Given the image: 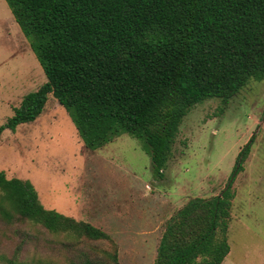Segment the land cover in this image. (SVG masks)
I'll list each match as a JSON object with an SVG mask.
<instances>
[{"label":"trees","instance_id":"16d2710c","mask_svg":"<svg viewBox=\"0 0 264 264\" xmlns=\"http://www.w3.org/2000/svg\"><path fill=\"white\" fill-rule=\"evenodd\" d=\"M4 1L46 81L22 98L0 135L34 122L52 95L85 149L126 134L142 143L162 180L193 107L211 99L226 106L250 81H264V0ZM253 139L219 195L191 198L166 221L152 264L223 263L232 186ZM0 220L17 226L18 238L0 264H58L50 255L55 237L63 239V264H120L105 231L45 209L29 181L2 171Z\"/></svg>","mask_w":264,"mask_h":264},{"label":"rangeland","instance_id":"374dc122","mask_svg":"<svg viewBox=\"0 0 264 264\" xmlns=\"http://www.w3.org/2000/svg\"><path fill=\"white\" fill-rule=\"evenodd\" d=\"M45 81L0 0V127ZM252 136L232 186L230 252L222 264H264V81H250L226 106L211 99L193 107L180 125L162 180L154 178L142 143L126 134L97 151L85 149L52 95L34 122L1 133L0 171L7 179L29 181L45 209L105 231L118 245L120 264H152L166 221L191 198L219 195ZM15 227L0 220V256L6 260L18 241ZM62 241L55 237L50 254L58 264L64 260ZM40 252L33 250L30 257Z\"/></svg>","mask_w":264,"mask_h":264},{"label":"crops","instance_id":"0c3cea01","mask_svg":"<svg viewBox=\"0 0 264 264\" xmlns=\"http://www.w3.org/2000/svg\"><path fill=\"white\" fill-rule=\"evenodd\" d=\"M178 210V209H177ZM56 211V210H55ZM72 217V216H71ZM159 242V241H158ZM158 245V244H157ZM156 249H157V247H156Z\"/></svg>","mask_w":264,"mask_h":264}]
</instances>
